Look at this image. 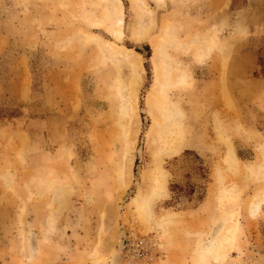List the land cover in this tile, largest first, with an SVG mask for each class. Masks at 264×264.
<instances>
[{"label": "rangeland", "instance_id": "374dc122", "mask_svg": "<svg viewBox=\"0 0 264 264\" xmlns=\"http://www.w3.org/2000/svg\"><path fill=\"white\" fill-rule=\"evenodd\" d=\"M261 58L264 0H0V264H264ZM166 109L186 144L153 158Z\"/></svg>", "mask_w": 264, "mask_h": 264}, {"label": "bare ground", "instance_id": "6f19581e", "mask_svg": "<svg viewBox=\"0 0 264 264\" xmlns=\"http://www.w3.org/2000/svg\"><path fill=\"white\" fill-rule=\"evenodd\" d=\"M132 4H133V2H132ZM122 21L123 20H121V18H120L119 21L117 22L119 26H121ZM133 28H135L134 25H133ZM133 28H132L133 31H132L131 36L133 38H136L137 37V34H136L137 31L135 32ZM114 35L117 38L121 37L120 32H114ZM139 40L140 39H137L136 42H139ZM156 45L157 44H155V47H156ZM127 52H130V50ZM127 52L124 53L125 58H126L125 60H127V63H130L131 67H134L136 62H137L138 57L134 53L131 54V53H127ZM155 52H154V54H155ZM157 56H156V58H157ZM156 64L158 65V63H156ZM160 65H162V64H160ZM158 68H157V71H159ZM157 74H159V72H157ZM134 84H135V78L132 77V79H130V81L128 82V85H131L130 88H131V91L133 94H135L134 93L135 88L132 89ZM128 85H127V88L129 87ZM130 88H129V90H130ZM131 91H130V93H131ZM134 102H135V98L130 102V104L128 106V108L131 112V115L129 118V122H130L129 130L132 131V133H131L132 135L136 131V130H134V127L136 124L135 123V116L132 115L133 110H131V109H133ZM149 104H151V102H149ZM153 107H154V105H153ZM162 117H163V122L162 123H156L154 125L155 127H153V130H151V132L149 134L152 145L156 149L153 152V158H157L159 156H164V155L165 156L176 155L182 151V149L184 148V146L186 144L185 134H184V125H183V123H184L183 122V115L179 111L174 112V111L166 109L165 113H162ZM132 135L130 136V138L134 137ZM127 137L129 139V135H127ZM227 149H228V151L225 154V157H223L224 158L223 161L224 162L234 161L235 160V154H234L232 146H229ZM128 154H129V143H128L127 148H126V152L124 155V164L122 166V169L124 170V171H122V173H124V174L126 173V168L128 166V163H129ZM153 161L151 163V168L148 169V180L150 181V190L153 192L152 194H155L156 192H160L163 189L162 187L165 183V180L163 178V172L164 171L159 167L158 164L155 165L153 163ZM151 184H152V186H151ZM221 199H224V198H221ZM145 200L142 202V207H141L142 213L141 214L146 213V206L145 205L147 204L146 203L147 201H145ZM148 202H149V200H148ZM261 203H264V192L260 198L256 199L254 202L251 203L252 211L257 210ZM107 216L108 215L106 214L105 217H103L104 218L103 224H101V226H100L101 237L99 239V242L95 247L94 253L92 255H90L88 258L89 260H91L93 262H97L96 260H98L99 258L105 257L106 255H108L111 252V249L113 247L111 243L114 239V233L111 230L108 232V223L110 221L107 218Z\"/></svg>", "mask_w": 264, "mask_h": 264}, {"label": "trees", "instance_id": "16d2710c", "mask_svg": "<svg viewBox=\"0 0 264 264\" xmlns=\"http://www.w3.org/2000/svg\"><path fill=\"white\" fill-rule=\"evenodd\" d=\"M137 52H140L139 50H136ZM146 67V66H145ZM260 68H261V71L263 72L262 74H264V60L261 58V64H260ZM0 113H2V110H0ZM4 114H6V113H4ZM13 113H9L8 115H12ZM0 117H2V115H0ZM195 168V170H197L198 172H197V176L201 179V180H204V181H206L207 180V173H206V170L202 167V166H196V167H194ZM201 187H203V186H201ZM195 200V203L194 204H192V208H195V204H198V203H200L201 201H202V199L201 198H197V199H193V198H191V200H189V202L190 201H194Z\"/></svg>", "mask_w": 264, "mask_h": 264}]
</instances>
